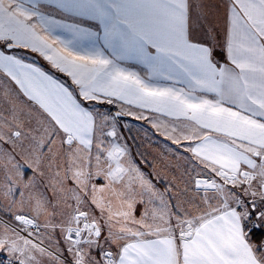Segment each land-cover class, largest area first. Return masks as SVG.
<instances>
[{
    "label": "snow or ice",
    "instance_id": "1",
    "mask_svg": "<svg viewBox=\"0 0 264 264\" xmlns=\"http://www.w3.org/2000/svg\"><path fill=\"white\" fill-rule=\"evenodd\" d=\"M0 264H264V0H0Z\"/></svg>",
    "mask_w": 264,
    "mask_h": 264
},
{
    "label": "rangeland",
    "instance_id": "2",
    "mask_svg": "<svg viewBox=\"0 0 264 264\" xmlns=\"http://www.w3.org/2000/svg\"><path fill=\"white\" fill-rule=\"evenodd\" d=\"M28 59L48 64L36 54L30 55ZM122 123L131 127L132 132L129 134L130 136H136L135 142L131 141V139L129 140V143L133 146V151H139L145 154L144 157L136 156L140 167L146 172L159 173L161 177L171 179L172 173L166 165L175 163V161L172 160L170 155H164V151L170 146L171 142L166 141L162 135L156 133L145 120H137L132 116H124ZM136 144L141 145L139 149L136 148ZM113 207L115 208L116 205L114 204Z\"/></svg>",
    "mask_w": 264,
    "mask_h": 264
},
{
    "label": "trees",
    "instance_id": "3",
    "mask_svg": "<svg viewBox=\"0 0 264 264\" xmlns=\"http://www.w3.org/2000/svg\"><path fill=\"white\" fill-rule=\"evenodd\" d=\"M45 66L48 67L47 69L51 70L57 78H59L60 80L64 81L68 85H71V81L66 75H64L63 73L58 72L56 69H53V68L51 69L49 67V65H45Z\"/></svg>",
    "mask_w": 264,
    "mask_h": 264
},
{
    "label": "crops",
    "instance_id": "4",
    "mask_svg": "<svg viewBox=\"0 0 264 264\" xmlns=\"http://www.w3.org/2000/svg\"><path fill=\"white\" fill-rule=\"evenodd\" d=\"M29 61L30 62H35V63H37L38 65H40L42 68H44V70H46V71H48L49 73H51L53 76H55L54 75V73L51 71V70H49V69H47L48 67H46L45 65H48V64H45V63H43V62H37V61H35V60H30L29 59ZM51 69H52V67L51 66H49ZM54 69V68H53ZM56 77V76H55ZM70 79V78H69ZM71 81V80H70ZM69 87H73L72 85H69Z\"/></svg>",
    "mask_w": 264,
    "mask_h": 264
}]
</instances>
